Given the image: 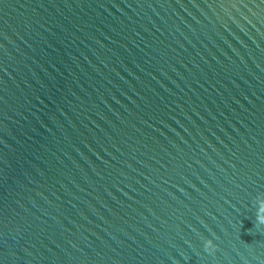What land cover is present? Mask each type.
<instances>
[{"label":"water","instance_id":"95a60500","mask_svg":"<svg viewBox=\"0 0 264 264\" xmlns=\"http://www.w3.org/2000/svg\"><path fill=\"white\" fill-rule=\"evenodd\" d=\"M0 264H264V0H0Z\"/></svg>","mask_w":264,"mask_h":264}]
</instances>
